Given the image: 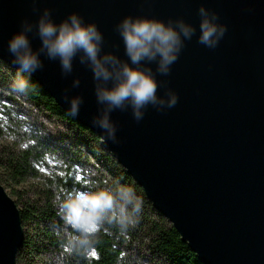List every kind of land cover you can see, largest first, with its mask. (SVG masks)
I'll use <instances>...</instances> for the list:
<instances>
[{"label":"water","instance_id":"1","mask_svg":"<svg viewBox=\"0 0 264 264\" xmlns=\"http://www.w3.org/2000/svg\"><path fill=\"white\" fill-rule=\"evenodd\" d=\"M202 4L227 25L215 49L197 43ZM33 7L32 0H0V59L15 70L9 40L22 20H38L45 8L58 23L72 12L97 22L104 51L121 59L127 57L114 28L128 15L183 18L196 27L170 76H158L178 93V103L163 113L150 107L139 123L131 110L113 112L120 144L92 123L99 107L94 81L78 58L65 78L59 61L42 56L45 67L32 77L67 112L63 92L81 79L70 92L84 95L74 118L100 136L201 262L264 264V0H38L39 12ZM30 39L38 49L39 37ZM24 240L20 207L0 182V264H18Z\"/></svg>","mask_w":264,"mask_h":264},{"label":"clouds","instance_id":"2","mask_svg":"<svg viewBox=\"0 0 264 264\" xmlns=\"http://www.w3.org/2000/svg\"><path fill=\"white\" fill-rule=\"evenodd\" d=\"M32 2L33 12H39L35 7L38 0ZM198 15L201 19L197 43L209 49L217 48L227 32V25L220 22L219 13L203 4ZM114 30L123 41L127 59H121L112 51L105 52V37L97 22H86L78 12L70 13L59 23L49 8H45L36 21L25 18L8 43L12 64L18 68L10 85L11 91L27 94L31 76L45 67L42 56L59 61L61 75L65 78L74 72V61L78 58L79 64L92 72L94 81L99 107L92 123L103 131L106 140L120 144L119 125L112 119L113 112L131 110L132 118L139 123L150 107L163 113L176 106L178 93L168 86V80L158 79V76H170L172 65L197 29L183 18L170 17L165 21L128 15L115 25ZM30 34L41 40L38 49H33ZM152 64L156 65L155 69ZM80 85L81 79L77 76L71 87L63 92L72 117L80 114L84 103L83 93L70 96L71 90ZM161 88L163 94H160ZM55 203L58 215L71 229L65 247L85 254L92 249L96 235L106 224L127 231L138 222L143 210V200L134 188L119 183L94 190L73 189L58 195Z\"/></svg>","mask_w":264,"mask_h":264},{"label":"trees","instance_id":"3","mask_svg":"<svg viewBox=\"0 0 264 264\" xmlns=\"http://www.w3.org/2000/svg\"><path fill=\"white\" fill-rule=\"evenodd\" d=\"M16 73L17 70L0 59V94L28 103L37 114L33 118L35 121L31 122V129L28 128L29 123H25V129L23 127L29 120L11 116L14 124L9 125L10 131L23 147L16 152L8 150L5 158L0 157V165L17 183L27 175L41 177L43 174L37 165L52 172L51 175H43L46 188L40 192L39 198L20 208L24 227L33 222L35 231L25 227V240L17 259L26 257L32 262L37 253H45L48 264H139L137 260L132 263V256L126 253L131 245L139 243L147 246L157 264H204L172 222L156 210L143 187L103 147L100 136L93 129L69 115L32 76L27 94L18 95L11 91L10 85ZM3 105L7 109L11 107L5 102ZM45 119L57 122L61 135L59 142L43 134L41 129ZM116 183L131 186L142 198L143 210L138 222L127 231L106 224L86 254L65 247L67 233L71 229L58 215L56 197L73 189L94 190Z\"/></svg>","mask_w":264,"mask_h":264},{"label":"rangeland","instance_id":"4","mask_svg":"<svg viewBox=\"0 0 264 264\" xmlns=\"http://www.w3.org/2000/svg\"><path fill=\"white\" fill-rule=\"evenodd\" d=\"M2 61V60H1ZM4 62V61H2ZM6 63V62H4ZM7 64V63H6ZM20 97V96H19ZM21 98V97H20ZM9 104L11 107L7 109L3 103ZM35 112L30 109L28 103L24 101L20 102L19 99H8V97L0 94V157L5 158L8 154V150H14L16 152L19 148H22V142L17 139L13 133H11V129L9 125L12 126L14 124V120L11 119V116H20L24 120H29V122H24L23 127H25V123H29L28 128H33V123L35 120L33 119L35 116ZM41 122L40 119H38ZM43 134L56 140L59 142V138H61L60 133L58 132V124L55 120L45 119L44 128L41 129ZM7 149V151H4ZM40 169L41 175H51V169H46L43 166L37 165ZM43 175L35 176V175H27L20 183H17L10 177V174L5 170L4 166L0 165V182L5 186L8 193L17 201L18 206L23 208L28 206L32 202L33 199L39 198L40 192L46 188V184L43 178ZM26 230H30L31 232L35 231V224L33 222H29L26 224ZM24 227V229H25ZM139 243H134L130 246L128 251L126 252L128 256H132L131 262L137 260L139 264H157V260L152 256V252L147 248V246H140ZM22 257L17 259L18 264H48V255L45 253H37L32 260ZM123 264V263H122Z\"/></svg>","mask_w":264,"mask_h":264},{"label":"snow or ice","instance_id":"5","mask_svg":"<svg viewBox=\"0 0 264 264\" xmlns=\"http://www.w3.org/2000/svg\"><path fill=\"white\" fill-rule=\"evenodd\" d=\"M93 255H95V253H93Z\"/></svg>","mask_w":264,"mask_h":264}]
</instances>
